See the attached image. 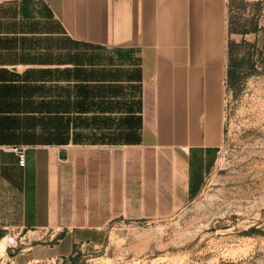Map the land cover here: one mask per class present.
Returning a JSON list of instances; mask_svg holds the SVG:
<instances>
[{
    "label": "crops",
    "instance_id": "1",
    "mask_svg": "<svg viewBox=\"0 0 264 264\" xmlns=\"http://www.w3.org/2000/svg\"><path fill=\"white\" fill-rule=\"evenodd\" d=\"M227 2L0 3V241L20 235L9 260L60 264L113 222L169 218L198 194L223 139ZM76 116L96 128L44 144L48 122Z\"/></svg>",
    "mask_w": 264,
    "mask_h": 264
},
{
    "label": "rangeland",
    "instance_id": "2",
    "mask_svg": "<svg viewBox=\"0 0 264 264\" xmlns=\"http://www.w3.org/2000/svg\"><path fill=\"white\" fill-rule=\"evenodd\" d=\"M231 18L264 28V0H236ZM244 39L264 56V30ZM4 249L5 239L0 264H14ZM72 258L75 264H264V67L235 96L226 91L215 164L185 208L161 220L115 221L101 245L77 246L61 263Z\"/></svg>",
    "mask_w": 264,
    "mask_h": 264
},
{
    "label": "trees",
    "instance_id": "3",
    "mask_svg": "<svg viewBox=\"0 0 264 264\" xmlns=\"http://www.w3.org/2000/svg\"><path fill=\"white\" fill-rule=\"evenodd\" d=\"M236 0H228L227 2V37L225 45V57H226V66L224 74V86L225 91L232 95H236L240 92L245 80L263 69L264 67V56L263 51L256 49L254 43H250L244 39V36L249 34H257L259 31H263L264 28L258 26L257 23H252L250 26L241 25L238 23V19L234 20L231 18V10L234 7ZM231 35L240 36L239 42H235L230 39ZM78 113H88L92 108H94V113L96 114V105H85L80 104L77 106ZM62 118L56 119V121L48 122L56 132V135H51L45 138H42L44 144H67L69 137L64 135L65 128L67 130L68 125L70 124L73 129L76 127L82 126L83 128L94 127L96 128V116H90V118H81L78 119V116L72 120L64 121ZM66 122V123H65ZM43 124L44 122H39ZM66 126V127H65ZM98 139L103 141V137L100 136H85L83 134L72 133L70 141L73 144H82L87 142L89 139ZM74 258L69 263L61 264H75Z\"/></svg>",
    "mask_w": 264,
    "mask_h": 264
},
{
    "label": "built area",
    "instance_id": "4",
    "mask_svg": "<svg viewBox=\"0 0 264 264\" xmlns=\"http://www.w3.org/2000/svg\"><path fill=\"white\" fill-rule=\"evenodd\" d=\"M9 1H14V0H0V3L9 2ZM5 151L16 155L17 165L19 167L24 166L25 158H24V150L22 148L16 147V146H8V147H5ZM17 236L18 234H14L5 239V250L4 251L6 250L9 251L15 248L16 240L18 239Z\"/></svg>",
    "mask_w": 264,
    "mask_h": 264
},
{
    "label": "bare ground",
    "instance_id": "5",
    "mask_svg": "<svg viewBox=\"0 0 264 264\" xmlns=\"http://www.w3.org/2000/svg\"><path fill=\"white\" fill-rule=\"evenodd\" d=\"M5 250V249H4Z\"/></svg>",
    "mask_w": 264,
    "mask_h": 264
}]
</instances>
